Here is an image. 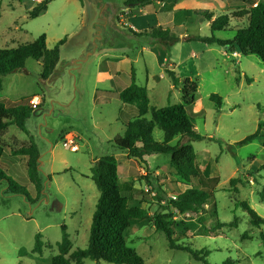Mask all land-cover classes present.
I'll list each match as a JSON object with an SVG mask.
<instances>
[{
  "label": "rangeland",
  "instance_id": "1",
  "mask_svg": "<svg viewBox=\"0 0 264 264\" xmlns=\"http://www.w3.org/2000/svg\"><path fill=\"white\" fill-rule=\"evenodd\" d=\"M41 1L0 0V47H15L45 34L46 45L52 48L65 37L60 45L59 62L49 79H41V62L33 58H27L22 69L2 76L1 100L7 106L24 104L34 110L25 123L28 133L15 125L0 132L4 149L0 167L25 186L32 198L27 200L21 194L8 192L6 181L0 180V264H50V257L57 253L61 224L66 225L72 249L87 245L99 196L90 167L104 155H120L118 176L122 185L127 186L122 194L131 195L130 204L147 210V217L133 220L125 232L127 244L136 249L144 264H204L184 250L170 248L164 233L152 223L158 212L171 215L167 220L172 221L176 243L207 250L209 263L221 264L231 258L236 264H262L264 246L260 232H264V225L252 226L247 211L238 203L246 201L264 217V201L258 196L264 185V170H258L264 163V62L255 54L244 55L236 48L231 51L195 40H181L169 51L149 35L151 26L139 27L144 23L143 17L133 22L132 18L140 13L138 9H131L127 17L135 28L123 24L122 0H83L84 14L79 12V0H50L44 13L29 18L28 11ZM171 2L173 9L169 10L162 3L148 6L150 12H157L150 22L170 28L176 8L175 17L183 25L173 31L182 37L210 35L207 21L196 11L231 15L227 28L215 33L220 38H232L237 28L247 24L245 16H232L233 11L249 5L242 0ZM104 51L135 59L132 64L137 73L135 80L145 86L150 106L175 103L185 106L202 138L175 137L170 144L193 146L196 160L213 190V198L199 213H179L166 206L167 199H174L185 186L199 187L195 178L188 184L182 183L170 165L169 154L139 159L126 156L113 146V138L123 134L125 121L134 115L127 104L122 108L121 102L113 99L116 90L110 81L98 79ZM101 66L111 69L112 64L106 61ZM165 68L174 70L178 76L176 87ZM186 77L196 83L194 100L190 103L182 99L181 87ZM122 84L118 83L117 88ZM96 91V97L107 91L111 99L95 103ZM212 93L221 97L220 108L209 98ZM35 96L38 104L33 107ZM259 122H263L261 137L238 143L254 133ZM153 136L161 141L162 130L154 128ZM70 138H74L78 150L65 146ZM30 139L40 151L43 191L38 196L27 176L26 156L13 151ZM231 178L238 181L231 185ZM37 232L44 242L40 254L32 251ZM84 264L114 263L87 258Z\"/></svg>",
  "mask_w": 264,
  "mask_h": 264
},
{
  "label": "trees",
  "instance_id": "2",
  "mask_svg": "<svg viewBox=\"0 0 264 264\" xmlns=\"http://www.w3.org/2000/svg\"><path fill=\"white\" fill-rule=\"evenodd\" d=\"M153 0H126L125 5H134L140 8L150 4ZM171 2L172 0H158ZM249 3L247 7L239 8L232 12V16L240 18L245 16L247 24L237 28L235 34L230 39L220 38L216 32L225 30L229 24L230 16L223 13L217 16L208 10L196 11L203 19L208 21L210 35H181L173 32L169 27L153 26L149 32L152 38L159 40L167 49L181 40L201 41L205 44H216L225 47L227 50L238 49L242 54H255L264 62V0H242ZM50 0H42L28 11V17L34 18L44 13ZM187 12V11H186ZM65 41V37L59 39L52 48L46 45V35L41 34L31 42L19 44L15 47H0V86L2 76L15 72L24 67L27 58L39 60L42 65L40 74L41 79H49L60 58V45ZM171 79L173 87L179 83V78L175 71L165 68ZM182 99L186 103L193 102L196 92V83L186 77L183 81ZM117 98L124 104L133 106L135 115L125 121L123 134L116 135L112 142L113 146L119 151L126 153V156L143 158L151 154H169L170 165L174 172L180 176L182 183L195 178L199 187L185 186L175 199L168 198L166 206H171L179 213L193 212L199 213L204 205L213 198V190L210 188L204 170L200 168L196 160L193 146L190 143L175 144L170 142L175 137L199 140L202 136L196 132L185 106L182 103L167 104L162 107L149 105V98L145 86L139 85L135 80V71L132 67L129 83L119 90ZM217 107L222 104L221 97L215 93L209 95ZM106 100L110 99L104 98ZM33 108L29 105L7 106L0 99V132L8 126L15 125L21 131L28 133L25 126L26 120L33 113ZM150 114L147 118L146 115ZM263 122L258 123L254 133L240 140L238 143L244 144L256 138H260V130ZM154 128L163 132V139L158 141L153 136ZM14 153L26 156V170L30 183L34 186L37 196L42 193L43 185L40 170V151L37 144L30 139L28 143H23L15 148ZM4 153L3 146L0 144V159ZM120 155H104L98 157L90 167L91 179L95 183L99 196L92 213L88 243L84 248L76 247L72 249L66 225L61 224V238L56 243L57 253L50 257V264H84L85 259L114 264H144L143 258L136 249L127 244L125 232L135 219H144L148 213L145 208L129 203L131 195L122 194L126 185H122L119 180L117 164ZM258 170H264V163ZM0 180L7 183L8 192L21 194L27 200H32L25 186L17 183L7 176L0 167ZM238 178H231L230 184L233 185ZM131 189V185L128 187ZM237 192V189H233ZM163 193L161 190L159 191ZM161 199V195L159 194ZM260 200L264 201V185L258 191ZM247 211L249 222L252 226L259 227L264 225V217L246 202L238 203ZM171 215L155 213L152 223L156 230L164 233L170 248L181 249L188 252L195 260H200L204 264H211L207 261V250H197L192 247L177 244L173 235L172 221L167 220ZM236 224V221L233 222ZM260 238L264 246V232H260ZM44 247L42 234L37 232L34 236L32 251L41 253ZM18 264H22L19 262ZM221 264H236L231 258H226ZM264 264V262L262 263Z\"/></svg>",
  "mask_w": 264,
  "mask_h": 264
},
{
  "label": "crops",
  "instance_id": "3",
  "mask_svg": "<svg viewBox=\"0 0 264 264\" xmlns=\"http://www.w3.org/2000/svg\"><path fill=\"white\" fill-rule=\"evenodd\" d=\"M124 1L125 0H122V7L123 8H127V9H129V11L132 9V10H137L138 9V11H140V13H139V15H137V16H134L133 18H132V20H133V22H134V20L136 19V18H138V17H143V19H144V23L141 25V26H139V27H147V26H151V27H153V26H161L160 24H155V25H152L151 24V20H150V18L151 19H153V17H155V16H157V12H155V11H153V12H150L147 8H148V6H152V5H154L155 3L157 4V5H159V4H166L167 6H168V9L167 10H169V9H173V5H171L172 4V2L171 3H165V2H162V1H158V0H153L150 4H148V5H146L144 8H140V7H137V6H134V5H125L124 4ZM79 2L81 3V11H79L80 12V14H84L85 13V8H86V5L84 4V1L83 0H79ZM96 2H97V0H96ZM169 4V5H168ZM107 5V4H106ZM160 6V5H159ZM122 7H120V8H122ZM119 8V9H120ZM48 9V8H47ZM181 10V9H180ZM174 12H173V16L170 18V22L172 23V26L170 27V29L173 31L174 29L173 28H176V27H179V26H182L183 25V23H182V20H178L177 21V19H176V17H175V13L176 12H178V9H174L173 10ZM182 12V11H181ZM186 11H184L183 12V14L185 13ZM184 16H186V14H184ZM207 23H208V21H207ZM82 25H83V22L81 23V25L79 24V27L81 28L82 27ZM135 26V25H134ZM164 28V27H163ZM174 32V31H173ZM179 42H181V41H178V42H176V43H174L171 47H170V49H169V51L171 50V48H173L174 47V45L175 44H177V43H179ZM158 45H160V44H158ZM162 45V44H161ZM149 49V48H148ZM101 60H100V63H99V67H98V79H100V80H103V79H108L109 81H110V84H112V86L115 88V90L116 91H114V96H115V98H113V99H115V100H119L118 98H117V93L119 92V90L120 89H122L123 87H125L128 83H129V77H130V75H131V69H132V64H134V62H135V59H133V58H129V57H127L126 55H116V54H110L109 52H102V54H101ZM164 59H166V58H164ZM110 62L111 64H112V67H111V69H108V68H103L102 66H101V64H104L105 62ZM172 64L173 65H175V63H173L172 62ZM134 68V67H133ZM135 71V70H134ZM135 78L137 79V73L135 74ZM118 83H123L122 84V86H121V88H117V85H118ZM102 93H100L99 94V96L98 97H96V95H97V91H96V93H95V103L98 101V100H100V99H103L104 101H107L106 99H104V98H108L109 96L107 95V91H101ZM1 99V98H0ZM111 99V98H110ZM119 102H121L120 100H119ZM120 105L119 106H121L122 108H124V106H126V104H124L123 102H121V103H119ZM127 106H129L131 109H132V111H133V113H132V115H135V111H134V109H133V107H131V105H128L127 104ZM77 132V131H76ZM77 134L79 135V133L77 132Z\"/></svg>",
  "mask_w": 264,
  "mask_h": 264
},
{
  "label": "built area",
  "instance_id": "4",
  "mask_svg": "<svg viewBox=\"0 0 264 264\" xmlns=\"http://www.w3.org/2000/svg\"><path fill=\"white\" fill-rule=\"evenodd\" d=\"M130 16V11L127 8H124L122 10V13H120V19L123 22V24H127L129 25L131 28H135V26L129 22V20H127V17ZM237 52H232V54H236ZM36 97V96H35ZM35 97L32 99V106L36 107L38 104V101H36ZM65 146L69 147L72 151H76L78 150L79 146L78 144L75 142L74 138H70L66 143ZM175 199V197H174Z\"/></svg>",
  "mask_w": 264,
  "mask_h": 264
},
{
  "label": "bare ground",
  "instance_id": "5",
  "mask_svg": "<svg viewBox=\"0 0 264 264\" xmlns=\"http://www.w3.org/2000/svg\"><path fill=\"white\" fill-rule=\"evenodd\" d=\"M35 99L37 100V97H35Z\"/></svg>",
  "mask_w": 264,
  "mask_h": 264
}]
</instances>
